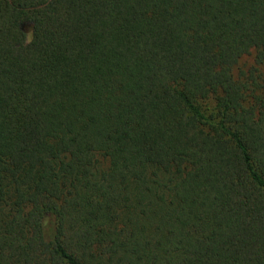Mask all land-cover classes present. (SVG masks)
I'll list each match as a JSON object with an SVG mask.
<instances>
[{
    "label": "trees",
    "instance_id": "trees-1",
    "mask_svg": "<svg viewBox=\"0 0 264 264\" xmlns=\"http://www.w3.org/2000/svg\"><path fill=\"white\" fill-rule=\"evenodd\" d=\"M264 0H0V264H264Z\"/></svg>",
    "mask_w": 264,
    "mask_h": 264
},
{
    "label": "rangeland",
    "instance_id": "rangeland-1",
    "mask_svg": "<svg viewBox=\"0 0 264 264\" xmlns=\"http://www.w3.org/2000/svg\"><path fill=\"white\" fill-rule=\"evenodd\" d=\"M252 68L255 70H259V73H262L263 78H264V67L263 66L258 67L257 65H255V63L253 62V58H247L246 60H244L243 70L249 71Z\"/></svg>",
    "mask_w": 264,
    "mask_h": 264
}]
</instances>
